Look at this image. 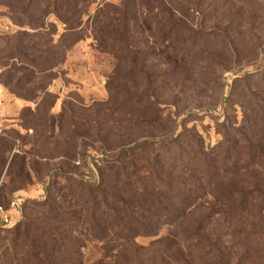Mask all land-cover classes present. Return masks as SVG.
I'll return each mask as SVG.
<instances>
[{
    "label": "rangeland",
    "instance_id": "rangeland-1",
    "mask_svg": "<svg viewBox=\"0 0 264 264\" xmlns=\"http://www.w3.org/2000/svg\"><path fill=\"white\" fill-rule=\"evenodd\" d=\"M99 1L80 37L68 39L69 48L62 53L53 77L42 81L12 69L14 62L19 67V59L5 57L16 53V43L32 44L41 35L10 18L6 4L18 0H0V203L8 205L15 194L25 198L14 225L0 233V253L11 231L36 216V203L46 199L59 167L72 168L84 181L97 182L103 153L128 138L161 140L172 136L177 125L176 131H182L186 123L203 137L206 147H212L222 140L217 124L227 115L264 144V0H167L183 23L179 33L168 31L166 21L160 31L155 30L146 21V5L129 0L134 39H147L154 49L149 64L160 79L154 83L156 95L164 100L156 107H144L137 116L130 113L136 107L133 101L108 89V84H124L137 90L141 84L139 78L114 79L118 64L109 52L123 50L113 51L107 33L110 23L118 21L102 18L99 12L123 0ZM45 22L56 31L57 41L63 24L54 14L46 16ZM121 68L117 75L122 74ZM10 71L13 83L21 79L24 88L45 87L43 93H31L40 96L37 102L4 86ZM43 97H47L49 114H35ZM32 117L41 121L29 129L22 118ZM235 215H214L202 226L197 214H189L155 235L137 237L128 262L264 264V214ZM77 238L84 245L85 264H94L102 254L99 243L90 241L86 233L71 237Z\"/></svg>",
    "mask_w": 264,
    "mask_h": 264
},
{
    "label": "trees",
    "instance_id": "trees-1",
    "mask_svg": "<svg viewBox=\"0 0 264 264\" xmlns=\"http://www.w3.org/2000/svg\"><path fill=\"white\" fill-rule=\"evenodd\" d=\"M128 1L118 6L108 4L99 12L102 18L118 21L110 23L111 32L107 33L116 49L113 51L123 50L109 52L118 64L114 79L139 78L141 83L137 90L124 84H108V89L122 94L125 101H133L136 107L130 113L137 116L144 107H156L164 100L156 95L154 83L160 79L149 64L154 49L147 39H134ZM100 2L18 0L6 4L15 23L38 30L36 34L41 35L32 44H15L16 53L5 56L19 59V67L14 62L12 69L50 81L63 59L62 53L69 48L68 39L80 35ZM140 2L146 5V21L155 30L160 31L166 21L168 31L180 32L183 23L167 0ZM50 14L64 26L57 41L53 37L56 31L45 22ZM24 35L31 36L29 32ZM122 65V74L117 75ZM13 76L10 71L4 86L21 98L37 102L40 96L35 98L31 93H43L45 87L38 84L24 88L21 79L12 82ZM50 100L49 107L54 103L52 97ZM47 102L43 97L35 114H49ZM22 119L29 129L41 121L39 117ZM184 124L182 131H176L177 125L172 136L161 140L128 138L117 142L110 153H103L97 182L84 181L74 169L59 167L46 199L36 203V216L11 231L0 253V264H85L84 245L79 238L71 239L84 233L90 241L99 243L102 251L94 264H130L128 255L135 250L137 237L155 235L189 214H197L196 221L202 226L214 215L236 218V213L264 214V144L258 142L259 136L247 131L243 123L236 126L226 115L217 124L222 140L206 147L203 137Z\"/></svg>",
    "mask_w": 264,
    "mask_h": 264
},
{
    "label": "built area",
    "instance_id": "built-area-1",
    "mask_svg": "<svg viewBox=\"0 0 264 264\" xmlns=\"http://www.w3.org/2000/svg\"><path fill=\"white\" fill-rule=\"evenodd\" d=\"M25 198L21 194H15L8 205L0 203V232L14 225V220L19 215Z\"/></svg>",
    "mask_w": 264,
    "mask_h": 264
}]
</instances>
